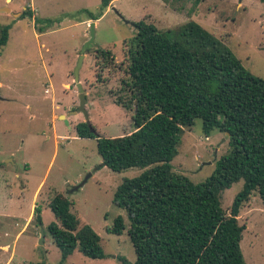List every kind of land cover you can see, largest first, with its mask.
<instances>
[{"label":"rangeland","instance_id":"obj_1","mask_svg":"<svg viewBox=\"0 0 264 264\" xmlns=\"http://www.w3.org/2000/svg\"><path fill=\"white\" fill-rule=\"evenodd\" d=\"M10 1L0 0V8L12 11L0 13V33L10 26L0 53V264H123L119 257L135 263L129 218L113 199L125 179L144 170L117 173L103 167L97 140L77 136L75 127L86 122L85 115L71 113L80 106L75 69L91 38V25L95 24V41L80 71L86 110L98 136L117 138L135 130L134 95L127 86V42L137 35L133 23L146 21L167 31L195 21L264 80V3L204 0L195 7L194 0H117L105 8L102 0ZM24 8L33 9L32 17L15 18L14 12ZM91 15L99 19L87 24ZM99 50L112 51L115 61ZM60 115H67L69 124L64 116L58 119ZM230 152L228 135L216 130L206 136L197 119L183 128L172 172L195 184L205 183ZM243 188L241 180L222 193L227 214ZM58 194L69 199L83 224L101 237L104 258L76 251L62 259L49 232V226L58 223L49 207ZM32 204L40 208V224L30 218L32 212L35 216ZM118 217L126 229L119 236L109 234L107 229ZM238 222L245 227L241 249L247 264H264V205L257 192L242 206ZM3 246H9L8 251Z\"/></svg>","mask_w":264,"mask_h":264},{"label":"trees","instance_id":"obj_2","mask_svg":"<svg viewBox=\"0 0 264 264\" xmlns=\"http://www.w3.org/2000/svg\"><path fill=\"white\" fill-rule=\"evenodd\" d=\"M114 1L102 0V5L107 8ZM202 1L194 0V6ZM133 26L137 35L127 42V86L134 95L135 130L104 138L86 122L75 127L79 138L97 140L103 167L117 173L144 170L125 179L114 195V204L129 218L128 234L137 256L135 263L119 259L123 264H247L241 249L245 227L238 218L253 193L264 205V80L195 21L167 31L146 21ZM9 31L10 26L1 30L0 53ZM99 52L115 61L112 51ZM197 119L206 136L216 130L229 134L231 146L201 184L174 174L171 166L183 128ZM241 180L244 188L227 214L221 195ZM49 207L58 220L49 232L64 261L76 251L93 259L105 257L101 237L83 224L69 199L58 194ZM40 212L36 207L38 224ZM125 229L118 217L107 232L119 236Z\"/></svg>","mask_w":264,"mask_h":264},{"label":"water","instance_id":"obj_3","mask_svg":"<svg viewBox=\"0 0 264 264\" xmlns=\"http://www.w3.org/2000/svg\"><path fill=\"white\" fill-rule=\"evenodd\" d=\"M92 28V33H91V38L90 40L85 44L83 50H82V54L80 55V59L79 62L77 64V67L75 69V84L77 86V89L79 91V99H80V106L78 108L77 111H73L72 113H83L86 117V123L90 125L89 123V115H88V111L86 110V104H87V95L85 93L84 87L80 81V71L85 59V52L87 51V49L94 44L95 41V33H94V28H95V24L91 25ZM66 123L69 124L68 120H66ZM229 137V134H227ZM83 185H81L80 187H77V189L81 188Z\"/></svg>","mask_w":264,"mask_h":264},{"label":"crops","instance_id":"obj_4","mask_svg":"<svg viewBox=\"0 0 264 264\" xmlns=\"http://www.w3.org/2000/svg\"><path fill=\"white\" fill-rule=\"evenodd\" d=\"M5 1L9 2L10 0H5ZM116 1H117V0H116ZM10 2H11V1H10ZM241 2H242V1H241ZM114 4H115V1L112 2V3L110 4L109 7L114 6ZM242 4H243V2H242ZM242 4H241V6H242ZM27 9H28V8H24V9H23V12L20 11L19 13L14 12V17L16 16V14L23 15L24 12H28ZM30 10H32V11H31V13H32V12H33V9L30 8ZM0 13L11 14L12 11L8 8V6H6V7L1 6V8H0ZM15 18H16V17H15ZM33 18H34V17H33ZM35 20H36V23H37V19H35ZM91 21H92V19L90 18V19L87 21V24H88L89 22H91ZM41 23H46V22H45V21H41ZM65 86H67V84H65ZM0 87H2V83H1V82H0ZM45 93H46V94H50L48 89L45 91ZM87 100H88V98H87ZM72 112H73V111H72ZM72 112H71V113H72ZM74 114L77 115L78 113H74ZM61 116H64L66 120L68 119L67 115H60V116L58 117V119H60ZM33 209H34V211H35V207H34V205L32 204V206H31V210H33ZM33 217H35V216L33 215V212H32V215H31L30 218H33ZM31 222H32V221L30 220V221L27 223V225H28V224H31ZM36 222H37V221H36ZM2 249H3V251H8L9 246H3ZM5 249H6V250H5Z\"/></svg>","mask_w":264,"mask_h":264}]
</instances>
